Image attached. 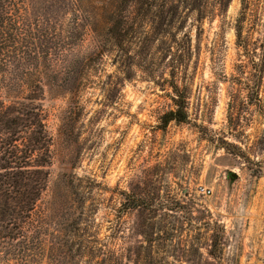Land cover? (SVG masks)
<instances>
[{
    "label": "rangeland",
    "instance_id": "374dc122",
    "mask_svg": "<svg viewBox=\"0 0 264 264\" xmlns=\"http://www.w3.org/2000/svg\"><path fill=\"white\" fill-rule=\"evenodd\" d=\"M76 1L8 4L17 28L2 53L8 58L0 100L14 107L30 102L47 136L31 165L40 155L48 161L35 212H43L50 227L42 232L45 254L37 258L35 246L25 263L50 264L54 231L77 219L82 237L73 243L87 248L57 254V261L264 264V75L260 80L258 72L264 0H186L161 34L149 31L151 23L138 17L134 4ZM199 4L206 9L197 23L190 6ZM72 5L85 11L86 28L65 49L59 37ZM116 6L129 14L118 40L106 27ZM239 18L248 55L237 42ZM56 50L63 61L82 65L62 68L66 62H56ZM173 85L185 97L188 119L163 127V116L176 109ZM11 205L0 197V213ZM4 253L0 264H24Z\"/></svg>",
    "mask_w": 264,
    "mask_h": 264
},
{
    "label": "trees",
    "instance_id": "16d2710c",
    "mask_svg": "<svg viewBox=\"0 0 264 264\" xmlns=\"http://www.w3.org/2000/svg\"><path fill=\"white\" fill-rule=\"evenodd\" d=\"M73 1L77 3L76 0H72V4ZM85 1L87 0H84L83 3ZM10 2L11 0H0V73L5 72L7 68L4 65V58H8V56L2 53L6 50L7 45L13 43V39H15V37H12L13 34L8 36V33H10V30H16L17 28L16 25L11 23L12 15H9L10 13L7 12ZM243 2L244 0H242ZM121 3L125 7L134 4V10L138 17L140 19H147L151 23L149 31L154 34H161L168 32L169 29L164 28L170 27L173 24L174 18L178 15L179 9L186 4V0H122ZM72 6L71 21L64 32L65 35L63 37L60 35L59 37V39L65 40V44H61L65 49H71L75 46L83 37L86 28L84 23H82V18L86 16L85 11L75 9L76 7L74 5ZM190 7L196 8L193 10L198 11L196 22L199 23L205 16L204 10L206 7L201 4ZM227 7L228 4L223 5L220 10L225 11ZM124 12L116 6L108 13L109 19L106 27H108L107 34L111 39L118 40L119 37H124L127 32L125 27L127 19H129V14L123 15L126 14ZM7 20L9 21V25L5 23ZM156 20H158V23H155ZM241 24L242 20L239 18L236 21L235 30L237 42L238 46L246 51V55H248L250 46L241 37ZM7 26L9 29L5 33ZM122 33L123 35H121ZM54 39H58V37ZM59 45V43H56L55 48L59 47ZM95 49L94 54L100 55L101 51L99 46H95ZM260 49L264 51V45H260ZM55 56L57 63L66 62L62 68H65L67 65L66 69L68 71L70 69H77L79 65H82V63L73 65L72 61H63L61 59L62 54L58 50L55 51ZM83 66L89 68L87 63H84ZM258 72L260 75L259 79L262 80V75H264V62L259 66ZM51 74L52 80L57 82V72L52 71ZM73 74V71L71 73L68 72V75ZM172 88L176 94L174 100L176 109L163 116V127H166L172 121L185 123L188 119L185 111V97L179 93L176 86L173 85ZM29 100L32 101L33 99ZM27 104H18L15 107L14 105L7 106L0 100V197L7 199L12 204L0 213V256L2 249H5L6 253L3 254L5 257L12 255V258L15 259L16 257L24 264H26L25 262L29 258V253H31L35 246L37 248L39 247L37 250V258L45 254L46 239L42 232H45V229H49L50 227L47 216L43 212H38L39 214L35 212L36 204L47 187L48 173L44 169L48 161H44L43 156L40 155L38 157V165H31L34 161L32 160L34 154L46 149L47 136L45 127L40 120L39 112L33 108L30 102ZM75 221L78 222L77 219L74 220L72 222L73 224L63 229V231H54L52 240L57 243L52 245L56 246V249L49 246L51 251L48 253L47 259L50 264H71L65 261V259L63 261H57L55 259L56 255L68 256L73 251V248H76L75 254L78 255L83 249L85 250L87 248L83 242L73 243V238L79 239L82 237L79 234L80 229H78V226L76 228L78 224ZM67 230H70L69 233ZM62 232H64L63 236L61 234ZM74 232H77V234ZM91 249L93 250V248ZM98 264H103V262Z\"/></svg>",
    "mask_w": 264,
    "mask_h": 264
},
{
    "label": "water",
    "instance_id": "95a60500",
    "mask_svg": "<svg viewBox=\"0 0 264 264\" xmlns=\"http://www.w3.org/2000/svg\"><path fill=\"white\" fill-rule=\"evenodd\" d=\"M228 177L231 182H234L235 180H237V176L234 173H229Z\"/></svg>",
    "mask_w": 264,
    "mask_h": 264
},
{
    "label": "built area",
    "instance_id": "2783aa9c",
    "mask_svg": "<svg viewBox=\"0 0 264 264\" xmlns=\"http://www.w3.org/2000/svg\"><path fill=\"white\" fill-rule=\"evenodd\" d=\"M202 192H203V194H205V193H206V191H205V190H202Z\"/></svg>",
    "mask_w": 264,
    "mask_h": 264
}]
</instances>
